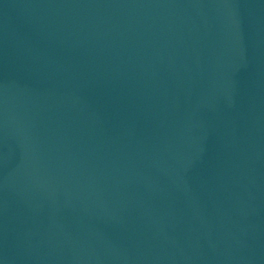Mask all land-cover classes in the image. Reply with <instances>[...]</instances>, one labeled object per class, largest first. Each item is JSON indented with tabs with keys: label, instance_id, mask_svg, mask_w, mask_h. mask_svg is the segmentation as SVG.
Listing matches in <instances>:
<instances>
[{
	"label": "water",
	"instance_id": "1",
	"mask_svg": "<svg viewBox=\"0 0 264 264\" xmlns=\"http://www.w3.org/2000/svg\"><path fill=\"white\" fill-rule=\"evenodd\" d=\"M0 264H264V0H0Z\"/></svg>",
	"mask_w": 264,
	"mask_h": 264
}]
</instances>
